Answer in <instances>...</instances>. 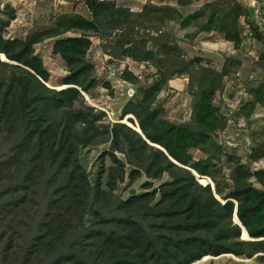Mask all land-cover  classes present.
I'll list each match as a JSON object with an SVG mask.
<instances>
[{
	"label": "trees",
	"instance_id": "1",
	"mask_svg": "<svg viewBox=\"0 0 264 264\" xmlns=\"http://www.w3.org/2000/svg\"><path fill=\"white\" fill-rule=\"evenodd\" d=\"M188 1L179 0V5ZM86 5L92 20L64 16L52 28L25 39L4 38L3 28L9 23H0V264H194L207 256L252 258L264 253V191L251 181L255 178L264 187V170L251 172L238 158L230 157L234 169L228 193L215 177L213 160L220 151L212 152V136L221 121L212 93L222 88L221 79L213 69L199 66L200 78L191 86L192 128L160 117L153 108L157 85L141 100L125 106L122 118L134 117L145 138L167 154L127 126L139 130L132 119V124L124 118V124L102 129L97 125L101 115L84 106L81 96L95 82L89 81L86 60L91 37L100 34L104 39L115 31L132 33L134 20L141 14L112 1L86 0ZM154 10L163 13L160 21L182 19V27L201 17L195 13L184 19L171 8ZM231 15L229 21L211 14L203 30L223 33L237 47L242 42L239 20L245 12L238 6ZM9 19H13L11 14ZM68 33L76 36L62 38ZM255 37L262 41L264 35L256 32ZM50 39H57L54 53L70 72L57 88L48 87L50 72L35 52L36 45ZM122 43L131 45L125 54L136 61L153 58L152 51H141L131 40ZM172 49L165 46L168 55L176 51ZM123 79L132 84L137 81L128 70ZM256 95L264 106V92L257 90ZM107 141L116 151L145 163L149 179L170 178L160 187L156 205L157 192L117 199L113 195L116 168L109 173V192L89 183L78 164V149ZM120 144L124 148H118ZM199 146L209 156L195 161L190 151ZM113 161L123 180L124 165L115 155ZM236 208L251 237L244 233L243 239L255 241L241 239L242 230L233 222ZM88 216L102 228L107 226L106 239L101 229L85 225ZM29 218L32 226L27 229ZM94 247L98 249L93 256Z\"/></svg>",
	"mask_w": 264,
	"mask_h": 264
},
{
	"label": "rangeland",
	"instance_id": "2",
	"mask_svg": "<svg viewBox=\"0 0 264 264\" xmlns=\"http://www.w3.org/2000/svg\"><path fill=\"white\" fill-rule=\"evenodd\" d=\"M103 1L115 2L141 16L134 20L135 31L132 33L115 31L104 39L99 38L100 34L91 37L92 46L86 60L90 66L89 81L95 82L87 93L81 91V96L84 106L93 108L96 116L101 115L97 125L102 129H111L115 124H123L121 120L126 118H122L125 106L132 100H141L150 88L157 85L153 108L159 112L160 117L176 126L192 128L194 91L191 86L192 82L199 80L197 72L199 66H202L213 69L222 81V88L212 93L213 105L218 109L221 121V127L212 136V152L220 151L217 158L212 154L217 166L215 177L224 192L228 193L233 184L231 179L234 169L229 163L230 157L238 158L251 172L264 170V106L257 102L256 95L257 90L264 92V37L262 41L255 37L256 32L264 35V0H255L254 5L251 0H205L202 2L201 19L191 22L189 26L194 23V27L187 26L189 28L181 26L182 19L166 18L160 21L163 13L154 10L156 6L150 3L151 0L143 7L139 6L138 0ZM177 1L164 0L165 5L161 8L177 10L169 5ZM238 6L245 12L239 20L242 36L239 46L235 47L233 42L227 41L224 34L218 31V36L201 34V31L207 32L203 26L211 14L215 13L230 21L231 12ZM10 14L13 19H9ZM72 15L92 20L86 0H0V23H9L3 28L6 39H25L34 32L52 28L60 18ZM75 36L68 33L62 38ZM56 40H46L35 46L37 56L50 72L49 86L52 88L63 85V80L70 75L66 63L54 53ZM123 40H131L134 46H140L141 51H152L153 58L149 61H136L128 57L125 50L131 45H123ZM165 46L172 50L176 48V51L168 55ZM126 70L137 78L135 84L123 79ZM175 71L178 73L167 77ZM163 78L167 79L161 81ZM80 103L81 100L77 105ZM127 120L131 123L130 119ZM132 120L135 123L132 125L138 123L134 117ZM118 148L124 146L120 144ZM190 154L195 161L209 156L201 146L192 149ZM113 155L125 167L123 180L120 179L119 167L113 161ZM77 160L89 183L106 193L110 191L109 173L116 168L113 195L121 200L157 192L153 202L156 205L160 200V187L171 181L167 175L160 180L149 179L145 174L146 164L120 150L116 151L111 141L81 145ZM134 171L139 173L135 178L132 176ZM251 181L256 189L264 191V187L255 178ZM93 219L91 216L86 217L85 225L101 229L106 239L107 226L102 228ZM31 220L29 218L25 222L27 229L32 226ZM97 249L94 247L91 255L94 256ZM207 257L194 264H264V253L252 258L231 254Z\"/></svg>",
	"mask_w": 264,
	"mask_h": 264
},
{
	"label": "crops",
	"instance_id": "3",
	"mask_svg": "<svg viewBox=\"0 0 264 264\" xmlns=\"http://www.w3.org/2000/svg\"><path fill=\"white\" fill-rule=\"evenodd\" d=\"M138 1H139V3H138L139 6H142V7L145 6L148 2V0H138ZM203 1H205V0H190L183 6H180L178 4L179 2L177 1L174 4H169V5L176 8L177 11L183 15V17L187 18L188 16H191L195 13H203V10H201L203 7V4H202ZM150 3L154 6H156L157 8H161L165 5L164 0H151ZM251 3H252V5H254V3H256V1L251 0ZM204 19L206 21V18H204ZM204 19H202V20H204ZM193 24L191 26L194 27ZM191 26H189V27H191ZM189 27H187V28H189ZM201 34H207L209 37L213 36V35L218 36L217 31H214V30L213 31H207V32L201 31ZM218 42H219V44L222 43L221 41H218ZM209 43L214 44L212 42H209Z\"/></svg>",
	"mask_w": 264,
	"mask_h": 264
},
{
	"label": "water",
	"instance_id": "4",
	"mask_svg": "<svg viewBox=\"0 0 264 264\" xmlns=\"http://www.w3.org/2000/svg\"><path fill=\"white\" fill-rule=\"evenodd\" d=\"M2 56H4V55H2ZM4 57H5V56H4ZM5 59H6V57H5ZM2 61H4V60H2ZM6 61H7V59H6ZM47 86H48V85H47ZM48 87H50V86H48ZM128 119H133V117H130V118H128ZM123 124H124V123H123ZM126 125H127V124H126ZM127 126H128V125H127ZM136 126L139 128L138 131H137L135 128H133L132 126H129V127L132 128L133 130H135L137 133H139V134L142 136V138H143L145 141L148 142L149 145L154 146V147H156V148H158V149H161L162 151H164V152L166 153V151L163 150L161 147H159V146H155V145L151 144V143L145 138V136L143 135V133H142V131H141V129H140L138 123H136ZM166 154H167V153H166ZM188 170H189V169H188ZM193 173L196 175V177H198L196 172L193 171ZM212 190H213L214 193H215V187L212 186ZM215 196H216V198H217L219 201H221L220 198H219L216 194H215ZM236 213H237V208H236L235 213H234L233 222H234V224L238 225V226L241 228V230H242V236H241V239H242L243 241H255V240H244V239H243V234H244V233H246V234L248 235L249 238H251V237L249 236V234L247 233L245 227L242 225V223H241L240 220L238 219ZM236 219L239 221V223L236 222Z\"/></svg>",
	"mask_w": 264,
	"mask_h": 264
},
{
	"label": "bare ground",
	"instance_id": "5",
	"mask_svg": "<svg viewBox=\"0 0 264 264\" xmlns=\"http://www.w3.org/2000/svg\"><path fill=\"white\" fill-rule=\"evenodd\" d=\"M127 119V118H126ZM198 176V175H197ZM198 178V177H197ZM237 220V219H236ZM239 222V221H238ZM245 240V239H244Z\"/></svg>",
	"mask_w": 264,
	"mask_h": 264
}]
</instances>
